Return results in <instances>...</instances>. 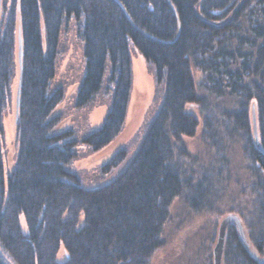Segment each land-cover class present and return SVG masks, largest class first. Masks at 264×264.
<instances>
[{
    "label": "trees",
    "instance_id": "1",
    "mask_svg": "<svg viewBox=\"0 0 264 264\" xmlns=\"http://www.w3.org/2000/svg\"><path fill=\"white\" fill-rule=\"evenodd\" d=\"M71 17L84 41L74 104L88 108L99 94L110 98L102 124L81 137L73 128L55 130L64 89L50 87L60 31ZM130 43L153 74L155 110L135 151L129 156L120 147L101 164L104 176L122 166L117 175L85 187L70 165L79 144L97 151L123 127L133 82ZM17 71V154L5 180L3 114ZM212 96L235 100L222 110L220 127L241 141L252 179L247 215L240 212L244 239L230 222L221 264H264V0H2L0 264H150L173 200L201 212L217 196L224 155L198 178L183 165L189 156L183 138L200 123L196 110L205 142L223 150ZM210 255L204 264H213Z\"/></svg>",
    "mask_w": 264,
    "mask_h": 264
},
{
    "label": "rangeland",
    "instance_id": "2",
    "mask_svg": "<svg viewBox=\"0 0 264 264\" xmlns=\"http://www.w3.org/2000/svg\"><path fill=\"white\" fill-rule=\"evenodd\" d=\"M3 1L9 2V0ZM1 3L2 0H0V9ZM18 22L19 16H17V26L19 25ZM58 49L55 75L50 82V87L52 89L58 86L63 87L64 97L55 108V113L59 112L62 114L61 121L55 130L73 128L75 136L81 137L90 129L99 127L102 124L109 109L110 98L99 94L95 103L88 108L76 107L74 104L76 90L84 73V41L77 35L74 17H71L69 22L63 24L59 35ZM130 52L133 82L121 131L110 143L97 151H90L81 144L76 147L77 156L72 161L70 168L78 171L85 187H96L110 181L117 175L122 166L104 176L99 169L101 164L123 146L128 148L130 156L142 139L144 129L154 113L156 104L154 102L153 74L148 69L142 54L131 43ZM18 77L19 71L16 72L12 82V98L3 114L1 148L5 180L14 166L17 154L15 103ZM197 78L198 76L195 74V79ZM200 90L201 93H205L203 87ZM210 98L209 103L214 108V116L218 118L220 123L217 122L219 126L217 127L216 136L222 143V151L224 153L216 151L203 139L202 115L196 110L200 123L194 136L183 138L185 147L189 151V156L185 158L183 165L187 172L193 173V176L198 178L203 169H209L212 165L218 164L217 155H224L225 170L221 172V181L216 190L217 196L212 200L211 209L201 212L190 209L181 197H176L173 200L169 210V217L164 226L163 243L155 251L150 264H204L208 255H210L207 252L208 248H210V257L213 261L212 249L216 242L217 230L222 218L228 214H234L238 217L241 225L245 221L240 216V212L242 211L247 215V210L252 201V196L249 192V185L252 179L242 153L241 141L234 137L228 138L226 135L227 131L220 127L223 126L221 124V119L223 118L222 110L232 108L235 100L232 97L230 98V96L222 100H218L213 96ZM212 102H216L215 105H212ZM221 143L218 145H221ZM245 214L244 218H246ZM21 221L23 227H25L23 217ZM242 227L245 234L246 229L244 225ZM251 252L255 253L252 248ZM63 257L64 252L61 248L59 258L62 259Z\"/></svg>",
    "mask_w": 264,
    "mask_h": 264
},
{
    "label": "water",
    "instance_id": "3",
    "mask_svg": "<svg viewBox=\"0 0 264 264\" xmlns=\"http://www.w3.org/2000/svg\"><path fill=\"white\" fill-rule=\"evenodd\" d=\"M21 60V41L20 37L18 36V61L20 63ZM19 82L17 85L16 90V103H15V118L17 119L18 114V105H19ZM252 128H253V135L255 138V141L258 142V135H257V129H256V116H255V110L252 105ZM230 222H234L237 225V228L239 230V233L241 237L244 239V233L242 230V225L238 219V217L234 214H228L219 223L218 230H217V236H216V242L213 246L212 253H213V264H221V257L224 247V238H225V231L226 227Z\"/></svg>",
    "mask_w": 264,
    "mask_h": 264
}]
</instances>
